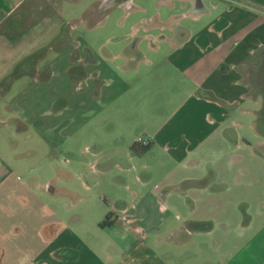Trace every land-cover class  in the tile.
<instances>
[{
	"label": "crops",
	"instance_id": "obj_1",
	"mask_svg": "<svg viewBox=\"0 0 264 264\" xmlns=\"http://www.w3.org/2000/svg\"><path fill=\"white\" fill-rule=\"evenodd\" d=\"M176 1L99 64L77 33L131 0H0V264H264V0ZM78 137L120 184L71 221L30 154Z\"/></svg>",
	"mask_w": 264,
	"mask_h": 264
},
{
	"label": "rangeland",
	"instance_id": "obj_2",
	"mask_svg": "<svg viewBox=\"0 0 264 264\" xmlns=\"http://www.w3.org/2000/svg\"><path fill=\"white\" fill-rule=\"evenodd\" d=\"M84 2L85 4L87 2L89 3V0H84ZM178 8H181L180 1L176 0H131V2L124 4V6L113 8L104 13L98 12L95 14V18L92 20L91 24L95 23L99 17L100 20H102L100 26L95 27V29H93L94 25L84 27L83 30L78 31L77 34L80 41L87 38L94 40L96 46V55L93 57L94 63L107 64V61L110 60V52H112V47L114 45L126 43V46L130 49L135 47V44L138 45V41L141 42L140 38H142L141 36L143 35L155 37L158 30L151 28V21L161 17H167L170 14H175ZM135 30L136 35H134ZM116 32L119 34H114ZM129 33L131 34V38H126ZM109 38H111V40L107 41ZM73 39L76 41L78 38L74 36ZM128 39H130V41H128ZM126 40L127 42H124ZM151 41L154 44L156 40L150 37V39H146L145 42L150 45ZM122 49H124V47ZM75 53L79 55L80 47L77 48ZM134 57V61L129 63L130 66L136 67L141 65V63H138L139 61L137 62V59L141 58V56L137 55ZM136 77V79H140L139 76ZM54 146H56V149ZM52 147L53 153L50 155V161L43 159L37 148L33 154H30V156L35 159L32 161L29 179H31V183L36 186L38 184H45L46 186L50 183L54 188L69 186L73 190L74 196L80 199V202L71 209L72 213L69 220L72 221L74 218H78L79 213L76 212L78 209H81L83 212L86 211L87 208H83L82 206H85L88 201L97 196H103L102 192L110 193L111 190L117 188L120 184V182H118V177L120 176L118 169L113 165L114 157L111 153L112 150H110L113 147L112 144L102 147V151L97 155H90L89 152H86L85 147L90 148L91 145L89 142L79 137L71 141L62 142L60 145H52ZM129 165L130 169L137 170L136 173L138 175L140 166L135 164V162ZM49 166L54 173V178L48 173ZM68 167H71L74 173L70 175L64 174V170H67ZM131 171L134 173L133 170ZM102 172L104 174L97 175ZM53 173H51L52 176ZM130 183L131 184H128V186H133L132 182ZM109 198L110 197H107L110 201ZM66 200L70 202V199ZM70 203L73 204L72 201ZM101 205L107 207L104 202H101ZM83 219L85 222L88 221L86 220L85 214Z\"/></svg>",
	"mask_w": 264,
	"mask_h": 264
},
{
	"label": "trees",
	"instance_id": "obj_3",
	"mask_svg": "<svg viewBox=\"0 0 264 264\" xmlns=\"http://www.w3.org/2000/svg\"><path fill=\"white\" fill-rule=\"evenodd\" d=\"M148 148V147H147ZM147 148H142L140 147L139 145L137 144H134L132 147H131V152H133L134 154L136 155H141L143 153L146 152ZM107 225V222L104 221L102 224H101V227H104Z\"/></svg>",
	"mask_w": 264,
	"mask_h": 264
},
{
	"label": "built area",
	"instance_id": "obj_4",
	"mask_svg": "<svg viewBox=\"0 0 264 264\" xmlns=\"http://www.w3.org/2000/svg\"><path fill=\"white\" fill-rule=\"evenodd\" d=\"M135 144L139 145L140 147L142 148H147L150 143L149 141L147 140H144L142 137L138 136L136 139H135Z\"/></svg>",
	"mask_w": 264,
	"mask_h": 264
}]
</instances>
